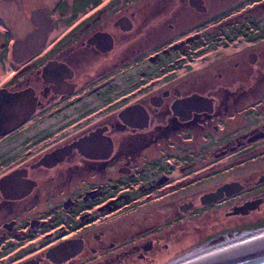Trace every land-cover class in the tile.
I'll list each match as a JSON object with an SVG mask.
<instances>
[{
    "label": "flooded vegetation",
    "instance_id": "obj_1",
    "mask_svg": "<svg viewBox=\"0 0 264 264\" xmlns=\"http://www.w3.org/2000/svg\"><path fill=\"white\" fill-rule=\"evenodd\" d=\"M263 15L264 0H0V92L35 105L0 134V264H167L264 231ZM97 131L108 156L50 157Z\"/></svg>",
    "mask_w": 264,
    "mask_h": 264
},
{
    "label": "water",
    "instance_id": "obj_2",
    "mask_svg": "<svg viewBox=\"0 0 264 264\" xmlns=\"http://www.w3.org/2000/svg\"><path fill=\"white\" fill-rule=\"evenodd\" d=\"M211 102V99L195 95L189 98L191 102ZM35 105L33 101H29V95L27 91L18 93L0 92V134L7 133L18 126H20L34 111ZM130 110L127 109L126 112ZM102 133V132H101ZM97 131L91 136L84 137L78 141H75L68 147H64L56 150L50 157L58 158L61 160L64 158L72 148L76 147L82 154L88 157H106L112 150V141L108 138H104L102 134ZM105 141L108 142L109 152L104 154L106 147ZM97 144L99 149H102L101 154L91 153L89 149ZM104 154V155H103ZM44 162V161H43ZM14 174L6 177V180H10ZM200 264H264V238L261 240H255L248 245L238 248L229 253H225L222 256L212 259L210 261H204Z\"/></svg>",
    "mask_w": 264,
    "mask_h": 264
},
{
    "label": "bare ground",
    "instance_id": "obj_3",
    "mask_svg": "<svg viewBox=\"0 0 264 264\" xmlns=\"http://www.w3.org/2000/svg\"><path fill=\"white\" fill-rule=\"evenodd\" d=\"M262 238H264V231L246 236H231L226 239L221 238L220 240L210 243L209 247L203 250L189 251L187 254L167 264H200L204 261L216 259L225 253L234 251L248 245L252 241L261 240Z\"/></svg>",
    "mask_w": 264,
    "mask_h": 264
},
{
    "label": "rangeland",
    "instance_id": "obj_4",
    "mask_svg": "<svg viewBox=\"0 0 264 264\" xmlns=\"http://www.w3.org/2000/svg\"><path fill=\"white\" fill-rule=\"evenodd\" d=\"M238 14V16H237V18L238 19H242V13L241 14H239V13H237ZM261 19H262V24L264 25V15L261 17ZM236 45V47H231V49H229L228 50V52H234V51H236L237 49H239V47H241L242 45L240 44V45H238V44H235ZM258 46H260V47H262L263 46V44H257ZM197 63H198V65H197V67H202L203 65H207L208 64V59H205V60H199V61H197ZM5 70V68H4V64L3 63H1L0 64V72H3ZM36 127H39V124H36V125H34V126H32V127H30L29 129L30 130H28L27 129V131H28V135H31V136H33V134L34 133H37V131H38V128H36ZM30 136V137H31ZM143 154H147V151H145V152H143ZM204 158V157H203ZM165 162V161H164ZM207 162V161H206ZM198 163H201V160L200 161H198ZM107 175H108V179H110V181H112L113 179H116L119 175L117 174V172H115L114 171V169H110V170H108L107 171ZM104 181H105V178H104ZM105 183H107V182H105ZM110 183V182H109ZM80 188V187H79ZM85 189H87L88 187H84ZM133 189H134V187H130V190H128V192L129 193H131V195L133 196ZM135 189H137V186H136V188ZM125 194H127V192L125 193Z\"/></svg>",
    "mask_w": 264,
    "mask_h": 264
}]
</instances>
